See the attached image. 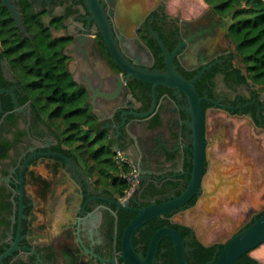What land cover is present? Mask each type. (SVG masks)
<instances>
[{"label":"flooded vegetation","instance_id":"flooded-vegetation-1","mask_svg":"<svg viewBox=\"0 0 264 264\" xmlns=\"http://www.w3.org/2000/svg\"><path fill=\"white\" fill-rule=\"evenodd\" d=\"M23 1L11 0L23 21L21 28L0 0L14 22L11 38H34L28 14L39 19L52 37L67 39L64 50L77 36H87L80 49H66L73 55L67 56L68 70L86 90L87 103L89 84L111 93L118 76L126 73L115 63L98 24L89 23L82 0H27L29 6ZM150 1L149 13L133 26L123 55L137 68L167 73V58L151 32L159 36L173 56V69L195 87L201 100L205 162L200 188L186 206L146 222L136 231L133 246L146 257L155 232L172 227L190 240L185 244L189 264H204L198 250L215 247L209 264L223 250L220 241L225 233L235 235L264 213V93L242 81L232 65L230 34L235 24L227 29L225 22L231 12L207 4L197 14L184 16L181 9L170 11V0ZM112 10L116 15L117 7ZM3 19L0 89L14 95L1 94L0 264H129L122 251L125 227L139 210L171 201L189 187L194 149L187 124L188 95L130 77L126 91L113 98L98 96L95 107L88 103V111L77 117L87 134L79 133L83 140L74 156L49 124H40L31 100L21 101ZM109 21L114 29L116 20ZM89 114L95 118L93 128L86 124ZM124 118L129 122L122 127ZM92 132L94 138L88 134ZM86 135L89 142L101 137L95 143L111 154L101 157L108 161L90 159ZM233 165L247 175L246 186L241 171L232 178L244 189L245 202L225 206L209 221L188 217L212 175ZM230 181L217 179L211 186L217 189L215 196H226L233 187ZM153 264H179L170 238L160 241Z\"/></svg>","mask_w":264,"mask_h":264},{"label":"water","instance_id":"water-1","mask_svg":"<svg viewBox=\"0 0 264 264\" xmlns=\"http://www.w3.org/2000/svg\"><path fill=\"white\" fill-rule=\"evenodd\" d=\"M32 2L33 0H29ZM43 0H37L40 3ZM53 2L57 0H44ZM85 10L88 13V21L96 22L100 28V32L103 39L113 56L115 63L126 73L124 77L118 76L116 86L112 89L111 93H102L99 89H95L91 84L87 87L88 92V103L94 108L96 105V98L107 97L113 98L120 95L123 91L127 90L126 82L129 78H134L139 81L148 82L154 85V88L158 85L167 86L175 89L177 92L188 95L191 103V108L186 109L189 119L187 121L191 137L193 139V172L189 187L177 198L162 203V204H151L143 210H139L137 216L125 227L122 235V251L123 258L129 262V264H153L155 253L158 248L160 241L167 237L170 238L175 247L177 261L179 264H189L186 253L187 248L185 246L190 240L184 238L182 233L172 227H164L157 230L152 237L149 252L146 257L142 254H138L133 246V237L136 231L143 226L150 219L164 214L169 211L182 210L188 200L196 194V191L200 188L203 167L205 162V139H204V122H203V111L201 106V100L197 94L195 87L188 81L184 80L183 77L173 69V56H170L164 43L160 40L159 36L153 31L152 35L158 40L163 54L167 58L168 72L159 73L157 71L149 72L145 69L137 68L134 64H129V61L124 57L123 52H126V40L129 35L133 33V26L141 22L145 16L149 13L151 1L150 0H82ZM5 5L11 11L13 18L16 20L17 26L24 28L23 21L20 18L16 8L11 4V0H4ZM117 7L116 15L113 8ZM238 8L233 10L229 16L225 19L227 23V29L235 24L233 17L235 16ZM109 17L116 20L115 28L113 29L110 25ZM89 35V31L87 32ZM87 36H77L75 41L68 47L70 49H80L84 45V41ZM66 48V49H68ZM64 50V54L69 57L73 55ZM174 55V54H173ZM139 64L137 61L135 62ZM74 81L80 83L77 76H74ZM4 92L12 93L5 89H0V113L2 111V99L1 94ZM14 95V94H13ZM127 118L122 119V127L126 126ZM121 133V132H119ZM243 168L233 167L228 168L224 172H217L212 175L207 182L208 186L205 187V192L200 197L197 205L188 211V217H195L200 221H209L215 218L219 211L225 206L232 207L238 204H242L246 200V194L244 189H239L237 186L238 179H233L236 174ZM240 173L243 185L246 186L247 175L242 172ZM223 177L231 178L229 182L233 187L229 190L226 196H215L217 191L216 188L211 186L216 184L217 179ZM246 190V189H245ZM114 204L118 208H122V204L119 201H115ZM23 202L20 200V218L23 216L22 212ZM230 233H225L224 238L220 243L225 244L220 255L209 264H239L241 257L246 253H251L253 250L264 244V213L263 215L251 223L248 227L244 228L235 235L230 236ZM210 246L212 244H205Z\"/></svg>","mask_w":264,"mask_h":264},{"label":"trees","instance_id":"trees-1","mask_svg":"<svg viewBox=\"0 0 264 264\" xmlns=\"http://www.w3.org/2000/svg\"><path fill=\"white\" fill-rule=\"evenodd\" d=\"M204 1L225 14L238 8L235 13L237 21L230 34L233 44L232 65L242 81L255 88L260 85V88L256 90L258 93H263L264 0ZM23 3L29 6L27 0ZM0 17L4 18L2 25L5 27V43L14 66L15 77L19 85L18 93L22 96L21 101L31 100L32 108L38 118L47 115L50 120H61L62 128L56 126L60 141L68 143L71 154L76 156V151L81 147L80 141L83 140L78 137L81 124L77 117L88 111L89 104L86 90L78 86L68 70V57L63 54L67 39L52 37L39 19L28 14V28L34 34V38L13 40L9 32L15 28L14 22L1 2ZM235 60L243 63L244 67L236 65ZM86 124L91 128L94 127L95 118L92 114L86 115ZM88 137L89 135H86L84 138L86 140L84 146L90 159L108 161V159L101 158L106 153L104 146L95 152H90L88 149L101 137L91 142L88 141ZM125 187L128 185L125 184ZM198 251L203 257L204 264H207L213 259L216 248H200ZM239 264H258V261L250 253H246L241 257Z\"/></svg>","mask_w":264,"mask_h":264},{"label":"rangeland","instance_id":"rangeland-1","mask_svg":"<svg viewBox=\"0 0 264 264\" xmlns=\"http://www.w3.org/2000/svg\"><path fill=\"white\" fill-rule=\"evenodd\" d=\"M207 5V3L204 0H170L169 2V9L170 11L174 12L176 9H181L183 12L184 16H190V15H195L198 12H200L205 6ZM231 47L233 48V44L231 43ZM235 64L236 65H240L243 66V63H241L239 60H235ZM256 88H260V85H257ZM264 93V92H263ZM41 120L43 122V124L50 126V128H53L54 133L58 134V131L56 132V126H60L62 128V123L61 120L59 119H53L50 120L48 118L47 115H42ZM72 120V119H71ZM74 121V119L72 120ZM52 125V126H51ZM83 134H87V132L84 131V129H82V131L80 132V135ZM90 135L91 138H94L95 134L92 133H88ZM101 148V144L95 143L92 147L88 148L90 152H95L96 150ZM110 153H104L102 155L103 158L110 156ZM257 253H260L261 255V262L262 264H264V244L261 245L260 247L256 248L255 250H253L250 255L251 256H255ZM255 258V257H254Z\"/></svg>","mask_w":264,"mask_h":264},{"label":"crops","instance_id":"crops-1","mask_svg":"<svg viewBox=\"0 0 264 264\" xmlns=\"http://www.w3.org/2000/svg\"><path fill=\"white\" fill-rule=\"evenodd\" d=\"M40 124L41 125H45V124H43V122H42V120L40 119ZM255 254H256V252H255ZM261 254L260 253H257L255 256H253V257H255V258H257L258 260H261V256H260Z\"/></svg>","mask_w":264,"mask_h":264},{"label":"built area","instance_id":"built-area-1","mask_svg":"<svg viewBox=\"0 0 264 264\" xmlns=\"http://www.w3.org/2000/svg\"><path fill=\"white\" fill-rule=\"evenodd\" d=\"M118 156H119V157H121V156H122V154H121V153H119V154H118Z\"/></svg>","mask_w":264,"mask_h":264}]
</instances>
